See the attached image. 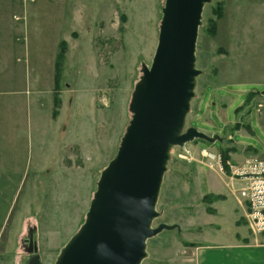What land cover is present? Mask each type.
<instances>
[{
	"label": "rangeland",
	"instance_id": "374dc122",
	"mask_svg": "<svg viewBox=\"0 0 264 264\" xmlns=\"http://www.w3.org/2000/svg\"><path fill=\"white\" fill-rule=\"evenodd\" d=\"M164 6L0 0V264H32L35 257L56 264L85 222L132 119V94L143 64H152ZM196 66L202 73L184 130H223L207 133L220 137L215 143L196 139L171 150L152 225L180 229L149 238L141 264H202L215 256L204 249L210 244L264 242L238 199L243 186L231 176V164L264 160L239 144L247 139L232 128L251 135L249 114L264 115V99H257L264 92V0L205 3ZM213 101L241 121L224 129ZM203 149L219 154L220 164Z\"/></svg>",
	"mask_w": 264,
	"mask_h": 264
},
{
	"label": "water",
	"instance_id": "95a60500",
	"mask_svg": "<svg viewBox=\"0 0 264 264\" xmlns=\"http://www.w3.org/2000/svg\"><path fill=\"white\" fill-rule=\"evenodd\" d=\"M209 1L165 0L152 64H143L132 94L130 124L101 173L85 222L56 264H141L149 238L180 229L178 224L152 225L159 216L156 207L170 152L196 139L220 140L195 127L184 130L202 73L196 66V46ZM32 264L42 263L35 257Z\"/></svg>",
	"mask_w": 264,
	"mask_h": 264
},
{
	"label": "crops",
	"instance_id": "0c3cea01",
	"mask_svg": "<svg viewBox=\"0 0 264 264\" xmlns=\"http://www.w3.org/2000/svg\"><path fill=\"white\" fill-rule=\"evenodd\" d=\"M254 91H258V90H254ZM261 94H263L262 95L263 98L257 96L258 101H263L264 99V92H262ZM222 97L223 96L221 95L219 96L220 98L218 99L219 103L221 102ZM212 105L217 107L216 109L218 110L217 111L218 118L222 120L224 129L231 123L233 124L235 122L238 123L241 121V117L239 116L240 118L238 120L236 118V114H235V119L231 120V117H229L226 111L227 107H225L226 109H224L226 112L224 111L221 114L219 110L220 108H218V103L213 101ZM263 105H264V102H263ZM262 113H260V115H255V119L252 118L254 117L253 113L249 114L250 115L249 129H251L252 131L251 135L245 133L242 129L238 130L237 127L234 128V125L232 126V128L235 129L234 133H240L242 137L247 139V141L238 142L239 144H244V146L246 145L251 146V148L258 150L257 151L258 154L261 153L262 155H264V150L262 149L263 147L262 143L264 144V115ZM218 122H220V120H218ZM212 125H213L211 127L212 130L205 129L207 133H212L214 135V134H219V131L223 130L221 126L215 127L214 124ZM256 126L260 128V134H258V131L255 129ZM213 128H215V130ZM256 139H258L259 142ZM251 142L258 143L259 146H256L255 144ZM258 147H260V149ZM236 155H239V154L236 153ZM241 155L242 154H240V156ZM204 249L208 250L210 255H215V256L209 257L206 261H203L202 264H264V242L260 244H254L253 242H250L248 244L238 243V245L234 247H225V246L218 247L217 245L210 244L204 247Z\"/></svg>",
	"mask_w": 264,
	"mask_h": 264
},
{
	"label": "built area",
	"instance_id": "2783aa9c",
	"mask_svg": "<svg viewBox=\"0 0 264 264\" xmlns=\"http://www.w3.org/2000/svg\"><path fill=\"white\" fill-rule=\"evenodd\" d=\"M184 149V148H182ZM188 151V149H185ZM205 155L212 163L220 164L221 157L206 149ZM233 168V169H232ZM231 176L241 187L239 201L249 214V222L255 232H264V160L249 158L242 164H231ZM235 183V182H234ZM236 190L238 191V187Z\"/></svg>",
	"mask_w": 264,
	"mask_h": 264
},
{
	"label": "trees",
	"instance_id": "16d2710c",
	"mask_svg": "<svg viewBox=\"0 0 264 264\" xmlns=\"http://www.w3.org/2000/svg\"><path fill=\"white\" fill-rule=\"evenodd\" d=\"M225 157L227 158L228 156H227V155H225Z\"/></svg>",
	"mask_w": 264,
	"mask_h": 264
}]
</instances>
